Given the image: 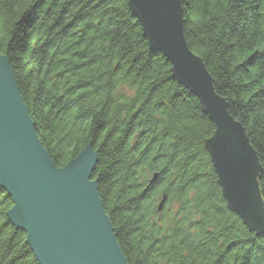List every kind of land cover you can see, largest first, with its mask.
Returning a JSON list of instances; mask_svg holds the SVG:
<instances>
[{
	"label": "trees",
	"instance_id": "1",
	"mask_svg": "<svg viewBox=\"0 0 264 264\" xmlns=\"http://www.w3.org/2000/svg\"><path fill=\"white\" fill-rule=\"evenodd\" d=\"M180 4L189 49L255 153L264 204V0ZM0 54L57 167L92 144L128 264H264V235L222 196L205 146L215 125L149 49L127 0H0ZM11 206L0 187V264H38Z\"/></svg>",
	"mask_w": 264,
	"mask_h": 264
},
{
	"label": "water",
	"instance_id": "2",
	"mask_svg": "<svg viewBox=\"0 0 264 264\" xmlns=\"http://www.w3.org/2000/svg\"><path fill=\"white\" fill-rule=\"evenodd\" d=\"M127 4L149 49L162 54L172 78L198 99L215 125L205 146L227 207L250 231L264 235L260 166L241 124L214 94L210 74L186 43L180 0ZM95 164L91 143L63 167L53 163L35 133L9 61L0 54V187L12 202L7 218L25 233L38 264H128L92 179ZM165 200L162 196L158 212Z\"/></svg>",
	"mask_w": 264,
	"mask_h": 264
}]
</instances>
